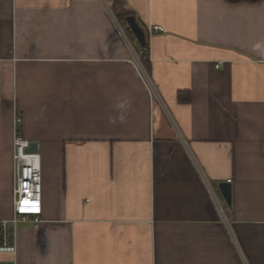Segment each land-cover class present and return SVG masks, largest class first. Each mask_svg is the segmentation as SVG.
Wrapping results in <instances>:
<instances>
[{
	"label": "crops",
	"instance_id": "0c3cea01",
	"mask_svg": "<svg viewBox=\"0 0 264 264\" xmlns=\"http://www.w3.org/2000/svg\"><path fill=\"white\" fill-rule=\"evenodd\" d=\"M123 6L147 55L110 0H0V219L16 130L43 165L0 264H264V0Z\"/></svg>",
	"mask_w": 264,
	"mask_h": 264
},
{
	"label": "built area",
	"instance_id": "2783aa9c",
	"mask_svg": "<svg viewBox=\"0 0 264 264\" xmlns=\"http://www.w3.org/2000/svg\"><path fill=\"white\" fill-rule=\"evenodd\" d=\"M153 31H163L161 25L153 24ZM22 117L15 123L21 124ZM31 141L19 130L14 137V213L10 219H0V254L17 255L18 228L31 221L38 226L43 215V165L38 151H29ZM231 182V179L229 180ZM16 264V260L14 261Z\"/></svg>",
	"mask_w": 264,
	"mask_h": 264
},
{
	"label": "water",
	"instance_id": "95a60500",
	"mask_svg": "<svg viewBox=\"0 0 264 264\" xmlns=\"http://www.w3.org/2000/svg\"><path fill=\"white\" fill-rule=\"evenodd\" d=\"M126 21L129 25L130 29L132 30V32L136 36L138 42L142 46H145L146 45V31L141 26V24L137 20L136 16L133 14L128 15L126 18ZM29 151H37V143H35V142L31 143V145L29 147ZM219 189H220L226 203L228 204L229 207H231V205H232V184H231V182H229V181L228 182H221L219 184Z\"/></svg>",
	"mask_w": 264,
	"mask_h": 264
},
{
	"label": "trees",
	"instance_id": "16d2710c",
	"mask_svg": "<svg viewBox=\"0 0 264 264\" xmlns=\"http://www.w3.org/2000/svg\"><path fill=\"white\" fill-rule=\"evenodd\" d=\"M114 3V5L118 8H122L123 9L121 10V12H119L117 14V17L119 18L120 22H125L127 24V21H126V18L128 15H132V11L125 8L123 6V0H110ZM230 2H240V1H250V2H256V1H259V0H228ZM148 46H149V43H148V38H146V45L145 46H141V48L143 49V53L145 55H147V49H148Z\"/></svg>",
	"mask_w": 264,
	"mask_h": 264
},
{
	"label": "rangeland",
	"instance_id": "374dc122",
	"mask_svg": "<svg viewBox=\"0 0 264 264\" xmlns=\"http://www.w3.org/2000/svg\"><path fill=\"white\" fill-rule=\"evenodd\" d=\"M121 25L125 28L126 23L121 21ZM126 31L130 34V32H129V28L126 29Z\"/></svg>",
	"mask_w": 264,
	"mask_h": 264
}]
</instances>
